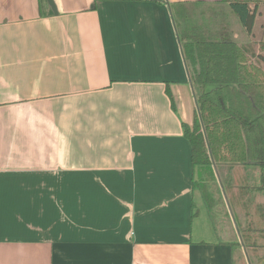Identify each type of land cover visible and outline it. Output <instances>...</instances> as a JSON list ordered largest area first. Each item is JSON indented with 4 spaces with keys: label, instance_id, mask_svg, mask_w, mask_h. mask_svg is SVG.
Returning <instances> with one entry per match:
<instances>
[{
    "label": "crops",
    "instance_id": "0c3cea01",
    "mask_svg": "<svg viewBox=\"0 0 264 264\" xmlns=\"http://www.w3.org/2000/svg\"><path fill=\"white\" fill-rule=\"evenodd\" d=\"M182 1L0 0V264H249L192 187ZM261 14L241 43L264 70Z\"/></svg>",
    "mask_w": 264,
    "mask_h": 264
},
{
    "label": "trees",
    "instance_id": "16d2710c",
    "mask_svg": "<svg viewBox=\"0 0 264 264\" xmlns=\"http://www.w3.org/2000/svg\"><path fill=\"white\" fill-rule=\"evenodd\" d=\"M261 5L264 0L169 4L198 90L192 123H182L196 176L192 187L207 202V177L214 178L219 164L227 169L220 182L241 244L252 256L247 259L249 264L253 260L264 264V203L255 202L257 193L264 197V174L259 185L252 186L238 168L257 166L264 173V70L250 58L238 36L241 31L252 34ZM259 46L263 51L264 43ZM262 58L257 56V60ZM213 204L206 203L208 207Z\"/></svg>",
    "mask_w": 264,
    "mask_h": 264
},
{
    "label": "rangeland",
    "instance_id": "374dc122",
    "mask_svg": "<svg viewBox=\"0 0 264 264\" xmlns=\"http://www.w3.org/2000/svg\"><path fill=\"white\" fill-rule=\"evenodd\" d=\"M260 12L262 13L261 14V18H259V20H257V24H256V36H255V39H260V43H264V5H261L260 7ZM236 29L238 30V26H237V23H234ZM241 36V37H240ZM250 37V36H249ZM239 40L240 41H245L243 39H248V36H246L242 31L239 33V36H238ZM260 47V46H259ZM262 54H264V50L262 51V49L260 48ZM209 175V173H208ZM221 180V178H220ZM195 181H196V176H195ZM205 184H206V191L208 192L207 195H206V199H207V202L209 203H218L220 202L222 199L224 201H226L227 199V195L225 193V190L222 188V184L221 182L218 180L217 178V175L214 176V178L210 177L208 179H206L205 181ZM246 253V258L249 260V257L251 256L247 251L245 252ZM252 257V256H251ZM243 264H247V261H242ZM254 262V260H253ZM252 262V264H254Z\"/></svg>",
    "mask_w": 264,
    "mask_h": 264
}]
</instances>
